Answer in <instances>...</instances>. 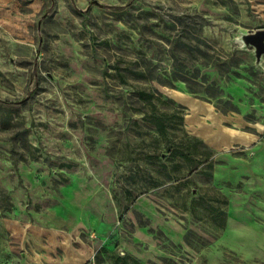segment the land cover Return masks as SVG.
I'll list each match as a JSON object with an SVG mask.
<instances>
[{
  "label": "rangeland",
  "instance_id": "rangeland-1",
  "mask_svg": "<svg viewBox=\"0 0 264 264\" xmlns=\"http://www.w3.org/2000/svg\"><path fill=\"white\" fill-rule=\"evenodd\" d=\"M261 28L264 0H0V264H264Z\"/></svg>",
  "mask_w": 264,
  "mask_h": 264
},
{
  "label": "trees",
  "instance_id": "trees-1",
  "mask_svg": "<svg viewBox=\"0 0 264 264\" xmlns=\"http://www.w3.org/2000/svg\"><path fill=\"white\" fill-rule=\"evenodd\" d=\"M91 264H139L133 256L124 252L110 251L100 248L94 254Z\"/></svg>",
  "mask_w": 264,
  "mask_h": 264
},
{
  "label": "crops",
  "instance_id": "crops-1",
  "mask_svg": "<svg viewBox=\"0 0 264 264\" xmlns=\"http://www.w3.org/2000/svg\"><path fill=\"white\" fill-rule=\"evenodd\" d=\"M214 118L209 117L208 120H216V113L213 114ZM195 121H200L198 127H202L203 122L207 121L204 118L196 119ZM218 140L221 141L222 145L227 144H247L249 141H254L255 135H249L247 133L239 132L235 129L221 130L220 134H215Z\"/></svg>",
  "mask_w": 264,
  "mask_h": 264
},
{
  "label": "water",
  "instance_id": "water-1",
  "mask_svg": "<svg viewBox=\"0 0 264 264\" xmlns=\"http://www.w3.org/2000/svg\"><path fill=\"white\" fill-rule=\"evenodd\" d=\"M238 40L242 42L244 47L253 46L255 62H260L262 54H264V28L258 29L254 32L242 34Z\"/></svg>",
  "mask_w": 264,
  "mask_h": 264
}]
</instances>
